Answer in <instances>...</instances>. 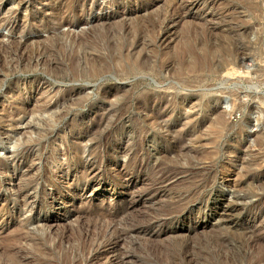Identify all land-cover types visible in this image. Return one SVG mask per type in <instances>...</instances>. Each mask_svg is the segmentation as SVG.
Listing matches in <instances>:
<instances>
[{
	"label": "rangeland",
	"instance_id": "rangeland-1",
	"mask_svg": "<svg viewBox=\"0 0 264 264\" xmlns=\"http://www.w3.org/2000/svg\"><path fill=\"white\" fill-rule=\"evenodd\" d=\"M263 6L0 0V264H264Z\"/></svg>",
	"mask_w": 264,
	"mask_h": 264
},
{
	"label": "bare ground",
	"instance_id": "bare-ground-1",
	"mask_svg": "<svg viewBox=\"0 0 264 264\" xmlns=\"http://www.w3.org/2000/svg\"><path fill=\"white\" fill-rule=\"evenodd\" d=\"M171 1H172V0H171ZM173 1H174V0H173ZM260 1H261V2H264L263 0H260ZM165 2H166V1H165ZM243 4H244V3H243ZM248 5H249V4H248ZM263 7H264V6H263ZM241 9H242V8H241ZM255 16H256V15H255ZM236 17H237V15H236ZM221 18H222V17H221ZM135 19H136V18H135ZM179 19H180V18H179ZM172 20H173V19H172ZM238 20H239V19H238ZM133 21H134V20H133ZM133 21H132V24H133ZM192 21H193V20H192ZM239 21H240V20H239ZM246 21H247V20H246ZM190 22H191V21H190ZM233 22H234V21H233ZM200 23H201V22H200ZM244 23H245V22H244ZM145 25H146V24H145ZM137 26H138V25H137ZM204 26H205V25H204ZM129 27H130V26H129ZM201 27H202V26H201ZM262 27H263V26H262ZM126 29H127V28H126ZM179 29H180V28H179ZM189 29H190V28L188 27L187 30H189ZM205 29H206V28H205ZM205 29H204V31H205ZM209 29H210V28H209ZM214 29H215V28H214ZM185 30H186V28H185ZM185 30H184V31H185ZM190 30H191V29H190ZM190 30H189V31H190ZM192 30H193V29H192ZM124 31H125V30H124ZM137 31H138V30H137ZM206 31H207V30H206ZM247 31H249V30H247ZM207 32L210 34L209 31H207ZM262 32H263V31H262ZM118 33H119V32H118ZM167 33H168V32H167ZM189 33H190V32H189ZM196 33H197V32H195L194 34H196ZM217 33H218V32H217ZM247 33H249V32H247ZM119 34H120V33H119ZM185 34H186V33H185ZM211 34H212V32H211ZM213 34H214V33H213ZM221 35H222V32H221ZM119 36H120V35H119ZM171 36H172V35H171ZM183 36H184V34H183ZM183 36H182V37H183ZM185 36H186V35H185ZM229 36H230V35H229ZM229 36H228V37H229ZM238 36H239V33H238ZM168 37H169V36H168ZM177 37H178V35H177ZM195 37H196V36H195ZM233 37H234V35H233ZM117 38H119V37L117 36ZM188 38H189V36H188ZM200 38H201V37H200ZM248 38H250V37H248ZM185 39L187 40V38H185ZM198 39H199V37H198ZM211 39H213V35H212ZM117 40H118V39H117ZM180 40H182V39H180ZM230 40H231V39H230ZM230 40H229V41H230ZM93 41H94V40H93ZM176 41H177V40H176ZM184 41H185V40H184ZM224 41H225V40H224ZM229 41H228V42H229ZM139 42H140V41H139ZM143 42H144V41H143ZM185 42H187V41H185ZM201 42H203V41H202V38H201ZM133 43H134V42H133ZM141 43H142V42H141ZM147 43H148V42H147ZM131 44H132V43H131ZM199 44H200V43H199ZM211 44H212V42H211ZM233 44H234V42H233ZM134 45H135V44H134ZM180 45H181V44H180ZM183 45H184V43H183ZM185 45H186V44H185ZM216 45H217V44H216ZM223 45H224V44H223ZM12 46H13V45H12ZM82 46H83V45H82ZM119 46H120V45H119ZM129 46H131V45H129ZM144 46H145V44H144ZM147 46H148V45H147ZM34 47H35V46H34ZM77 47H78V46H77ZM88 47H89V46H88ZM88 47H87V49H88ZM165 47H166V46H165ZM184 47H185V46H184ZM211 47H212V46H211ZM214 47H215V45H214ZM227 47H228V46H227ZM83 48H84V47H83ZM173 48H174V47H173ZM180 48H181V46H180ZM189 48H190V47H189ZM140 49H141V48H140ZM149 49H150V48H149ZM224 49H225V48H224ZM228 49H229V48H228ZM255 49H256V48H255ZM18 50H19V49H18ZM147 50H148V49H147ZM209 50H210V49H209ZM139 51H140V50H139ZM179 51H180V50H179ZM190 51H191V50H190ZM201 51H202V49H201ZM207 51H208V50H207ZM44 52H45V50H44ZM91 52H92V51H91ZM93 52H94V50H93ZM193 52H194V51L192 50V53H193ZM203 52H204V54H203V53H201V54H203V56H205L206 51L203 50ZM211 52H212V51H211ZM220 52H221V51H220ZM134 53H135V52H134ZM134 53H132L133 56H135ZM136 53H137V51H136ZM141 53H142V52H141ZM37 54H38V53H37ZM46 54H47V53H46ZM48 54H49V53H48ZM48 54H47V55H48ZM162 54H163V53H162ZM162 54H161V55H162ZM166 54H167V53H166ZM26 55H27V53H26ZM35 55H36V53H35ZM98 55H99V54H98ZM137 55H138V54H137ZM137 55H136V57H138ZM141 55H142V54H141ZM161 55H160V56H161ZM212 55H213V54H211V56H212ZM214 55H215V54H214ZM125 56H126V55H125ZM146 56H147V55H146ZM186 56H187V55H186ZM222 56H223V55H222ZM227 56H228V55H227ZM127 57H128V56H127ZM144 57H145V56H144ZM196 57H197V56H196ZM19 58H20V57H19ZM27 58H28V57H27ZM203 58H204V57H203ZM214 58H215V57H214ZM34 59H35V58H34ZM93 59H94V57H93ZM127 59H128V61H129V60L132 61V57H130V55H129L128 58H126V61H127ZM134 59H135V58H133V60H134ZM159 59H160V58H159ZM161 59H162V58H161ZM161 59H160V60H161ZM181 59H182V58H181ZM95 60H97V59H95ZM111 60H113V59H111ZM135 60H136V59H135ZM141 60H142V59H141ZM160 60H159V64H160ZM163 60H164V59H163ZM187 60H188V59H187ZM187 60H186V61H187ZM207 60H208V59H207ZM93 61H94V60H93ZM131 61H130V62H131ZM186 61H185V62H186ZM200 61H201V60H200ZM221 61H222V60H221ZM26 62H27V61H26ZM97 62H98V61H97ZM134 62H135V61H134ZM136 62H137V61H136ZM138 62L141 63V61H138ZM148 62H149V61H148ZM151 62H152V61H151ZM157 62H158V60H157ZM171 62H172V61H171ZM194 62H195V61H194ZM194 62L191 61V62H190L191 64H190V66L188 67V68H190V70L192 69V71H193V70L196 71V70H198V68H201V62H202V61L200 62V65H199V66L197 65L196 62H195V63H194ZM211 62H212V60H211ZM36 63H37V62H36ZM91 63H92V62H91ZM94 63H95V62H94ZM120 63H121V61H120ZM128 63H129V62H128ZM132 63H133V62H132ZM227 63H228V62H227ZM230 63H231V62H230ZM24 64H25V63H24ZM92 64H93V63H92ZM96 64H97V63H96ZM121 64H122V63H121ZM152 64H153V63H152ZM184 64H185V63H184ZM222 64H223V63H222ZM22 65H23V64H22ZM98 65H99V64H98ZM101 65H102V63H101ZM144 65H145V64H144ZM153 65H154V64H153ZM202 65H203V64H202ZM0 66H1V65H0ZM26 66H27V65H26ZM93 66H95V65L93 64ZM96 66H97V65H96ZM96 66H95V67H96ZM120 66H121V65H120ZM122 66H123V65H122ZM134 66H135V65H134ZM139 66H140V65H139ZM162 66H163V65H162ZM187 66H188V65H187ZM187 66H186V67H187ZM29 67H30V66H29ZM46 67H47V66H46ZM91 67H92V66H90V69H91ZM104 67H105V66H104ZM115 67H116V66H115ZM142 67H143V66H142ZM212 67H213V65H212ZM98 68H99V67H98ZM105 68H106V67H105ZM145 68H146V67H145ZM182 68H183V67H182ZM214 68H215V67H214ZM214 68H213V69H214ZM21 69H22V68H21ZM94 69H95V68H94ZM110 69H111V68H110ZM121 69H122V68H121ZM150 69H151V68H150ZM53 70H54V68H53ZM95 70H96V69H95ZM95 70H94V72H95ZM108 70H109V69H108ZM190 70H189V71H190ZM98 71H99V70H97V72H98ZM129 71H130V70H129ZM146 71H147V69H146ZM164 71H165V70H164ZM172 71H173V70H172ZM182 71H184V70H182ZM187 71H188V70H187ZM199 71H201V69H200ZM199 71H198V74H199ZM220 71H221V69H220ZM45 72H46V71H45ZM94 72H93V74H94ZM101 72H102V71H101ZM103 72H104V71H103ZM141 72H142V71H141ZM180 72H181V69H180ZM136 73H137V72H136ZM184 73H185V71H184ZM194 73H196V72H194ZM80 74H81V73H80ZM126 74H127V73H126ZM131 74H132V73H131ZM148 74H149V73H148ZM163 74H164V73H163ZM177 74H178V72H177ZM181 74H182V72H181ZM190 74H191V73H190ZM190 74H189V75H190ZM220 74H221V73H220ZM258 74H259V72H258ZM76 75H77V73H76ZM91 75H92V74H91ZM94 75H95V74H94ZM127 75H128V74H127ZM133 75H134V74H133ZM168 75H169V74H168ZM178 75L180 76V74H178ZM191 75H192V74H191ZM79 76H80V75H79ZM92 76H93V75H92ZM182 76H183V74H182ZM156 79H157V77H156ZM144 80H145V79H144ZM180 80H181V79H180ZM180 80H179V81H180ZM201 80H202V78H201ZM191 81H192V80H191ZM199 81H200V80H199ZM194 83L197 84L196 81H195ZM258 85H259V84H258ZM172 87H173V86H172ZM185 87H186V85H185ZM194 87H195V86H194ZM167 89H168V88H167ZM175 90H176V89H175ZM153 92H154V91H153ZM232 94H233V93H232ZM15 95H16V94H15ZM233 95H234V94H233ZM232 97H233V96H232ZM80 98H81V97H80ZM233 101H234V100H233ZM210 103H211V102H210ZM230 109H231V107H230ZM46 111H47V110H46ZM225 111H226V110H225ZM40 112H41V110H40ZM230 112H231V111H230ZM2 113H3V112H2ZM47 113H48V112H47ZM220 113H221V112H220ZM53 114H55V113H53ZM53 114H52V115H53ZM9 116H10V115H9ZM39 116H40V114H39ZM55 116H56V115H55ZM58 116H59V115H58ZM214 116H215V115H214ZM227 116H228V115H227ZM227 116H226V117H227ZM3 117H4V116H3ZM38 118H39V117H38ZM48 119H49V117H48ZM211 120H212V119H211ZM52 122H53V120H52ZM219 122H220V121H219ZM2 123H4V122H2ZM223 123H224V122H223ZM4 124H5V123H4ZM7 124H8V123H7ZM57 124H58V123H57ZM249 124H250V123H249ZM214 126H215V125H214ZM246 128H247V127H246ZM213 130H214V129H213ZM216 130H217V129H216ZM225 130H226V129H225ZM208 135H209V134H208ZM219 135H220V134H219ZM211 139H212V138H211ZM36 141H37V140H36ZM210 141H211V140H210ZM26 142H27V141H26ZM26 142H25V143H26ZM31 142H32V141H31ZM31 142H30V143H31ZM39 142H40V141H39ZM250 142H251V141H250ZM207 143H208V142H207ZM28 144H29V142H28ZM30 147H31V146H30ZM176 147H177V146H176ZM255 148H256V147H255ZM211 150H212V149H211ZM229 152H230V150H229ZM205 155H206V154H205ZM215 156H216V155H215ZM188 157H189V156H188ZM211 157H212V156H211ZM176 158H177V157H176ZM183 159H184V158H183ZM174 162H175V161H174ZM176 162H178V161H176ZM184 162H185V161H184ZM189 162H190V161H189ZM161 164H162V163H161ZM191 164H192V163H191ZM181 165H182V164H181ZM159 166H160V165H159ZM184 166H185V165H184ZM190 166H191V165H190ZM217 166H218V165H217ZM225 166H226V165H225ZM243 167H244V166H243ZM245 169H247L246 166H245ZM199 174H200V173H199ZM213 177H214V176H213ZM234 177H235V176H234ZM175 178H176V177H175ZM184 179H185V178H184ZM233 179H234V178H233ZM183 181H184V180H183ZM248 182H249V181H248ZM248 182H247V183H248ZM163 183H164V182H163ZM170 183H171V182H170ZM242 185H243V184H242ZM245 185H248V184H245ZM206 186H207V185H206ZM195 189H196V188H195ZM188 194H189V193H188ZM197 195H198V194H197ZM180 203H181V202H180ZM83 205H84V204H83ZM96 205H97V204H96ZM179 207H180V206H179ZM105 215H106V214H105ZM80 216H81V215H80ZM229 217H230V216H229ZM96 218H97V217H96ZM99 219H100V218H99ZM16 226H17V225H16ZM24 231H25V230H24ZM125 235H126V234H125ZM121 236H122V234H121ZM28 237H29V236H28ZM43 237H44V236H43ZM81 237H82V236H81ZM11 238L13 239L14 237H11ZM82 238H83V237H82ZM124 238H125V237H124ZM0 239H1V238H0ZM119 240H120V239H119ZM0 241H2V240H0ZM2 242H3V241H2ZM6 244H7V243H6ZM11 245H12V244H11ZM14 247H15V246H14ZM8 248H9V246H8ZM71 249H72V248H71ZM75 249H76V248H75ZM87 249H88V248H87ZM118 250H119V249H118ZM43 251H44V250H43ZM3 252H4V250H3ZM14 252H15V250H14ZM1 253H2V252H1ZM10 253H11V252H10ZM41 253H42V252H41ZM28 254H29V253H28ZM88 255H89V254H88ZM45 256H46V255H45ZM6 257H7V256H6ZM6 257H5V258H6ZM18 258H19V257H18ZM85 259H86V258H85ZM5 260H6V259H5ZM75 264H76V263H75Z\"/></svg>",
	"mask_w": 264,
	"mask_h": 264
}]
</instances>
